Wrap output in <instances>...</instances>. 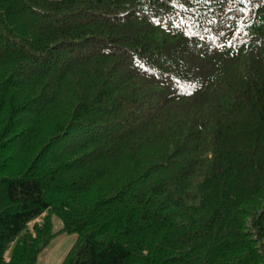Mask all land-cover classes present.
Here are the masks:
<instances>
[{
	"label": "trees",
	"instance_id": "obj_1",
	"mask_svg": "<svg viewBox=\"0 0 264 264\" xmlns=\"http://www.w3.org/2000/svg\"><path fill=\"white\" fill-rule=\"evenodd\" d=\"M60 234L264 264V0H0V264Z\"/></svg>",
	"mask_w": 264,
	"mask_h": 264
},
{
	"label": "rangeland",
	"instance_id": "obj_2",
	"mask_svg": "<svg viewBox=\"0 0 264 264\" xmlns=\"http://www.w3.org/2000/svg\"><path fill=\"white\" fill-rule=\"evenodd\" d=\"M43 216H40L30 223L42 222ZM53 233H58L62 229V222L57 218H52ZM77 240L76 235L60 234L55 237L52 244L40 255L36 264H62L67 254L71 251Z\"/></svg>",
	"mask_w": 264,
	"mask_h": 264
}]
</instances>
